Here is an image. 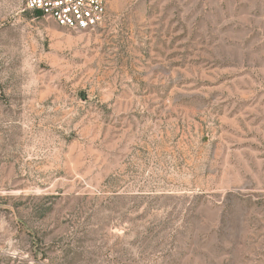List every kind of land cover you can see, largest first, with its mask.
Segmentation results:
<instances>
[{"label": "rangeland", "instance_id": "rangeland-1", "mask_svg": "<svg viewBox=\"0 0 264 264\" xmlns=\"http://www.w3.org/2000/svg\"><path fill=\"white\" fill-rule=\"evenodd\" d=\"M0 0V264H264V0H107L68 29Z\"/></svg>", "mask_w": 264, "mask_h": 264}, {"label": "built area", "instance_id": "built-area-1", "mask_svg": "<svg viewBox=\"0 0 264 264\" xmlns=\"http://www.w3.org/2000/svg\"><path fill=\"white\" fill-rule=\"evenodd\" d=\"M24 7L73 30L101 27L107 16V0H25Z\"/></svg>", "mask_w": 264, "mask_h": 264}, {"label": "trees", "instance_id": "trees-1", "mask_svg": "<svg viewBox=\"0 0 264 264\" xmlns=\"http://www.w3.org/2000/svg\"><path fill=\"white\" fill-rule=\"evenodd\" d=\"M34 13H38V14H40V15H41V13H40L39 11H35V10H34Z\"/></svg>", "mask_w": 264, "mask_h": 264}]
</instances>
